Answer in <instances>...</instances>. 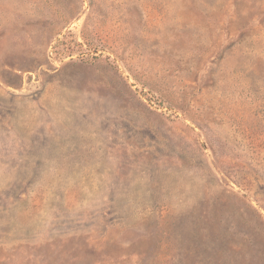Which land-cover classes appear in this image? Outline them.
I'll return each instance as SVG.
<instances>
[{"label":"rangeland","instance_id":"rangeland-1","mask_svg":"<svg viewBox=\"0 0 264 264\" xmlns=\"http://www.w3.org/2000/svg\"><path fill=\"white\" fill-rule=\"evenodd\" d=\"M0 264H264V0H0Z\"/></svg>","mask_w":264,"mask_h":264}]
</instances>
